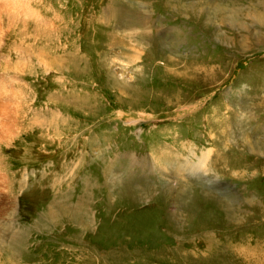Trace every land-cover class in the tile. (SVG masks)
<instances>
[{"label": "rangeland", "instance_id": "rangeland-1", "mask_svg": "<svg viewBox=\"0 0 264 264\" xmlns=\"http://www.w3.org/2000/svg\"><path fill=\"white\" fill-rule=\"evenodd\" d=\"M24 1L40 18L0 9V264H264V0Z\"/></svg>", "mask_w": 264, "mask_h": 264}, {"label": "bare ground", "instance_id": "bare-ground-1", "mask_svg": "<svg viewBox=\"0 0 264 264\" xmlns=\"http://www.w3.org/2000/svg\"><path fill=\"white\" fill-rule=\"evenodd\" d=\"M10 2L12 3V5H14V12L13 13H8L6 16H8L9 18L10 17H13V18H16V17H19L20 16V14L21 13H23L22 14V16H21V18L23 17L24 19H27V18H40V16H37L36 15V13H34V10H32L31 8V10L29 9V8H27V7H24V5H26V2L24 1V0H15V1H13V0H10ZM11 4H9V0H0V9H2V11L3 12H6L7 10V7H9ZM17 6V7H16ZM30 6V5H29ZM112 7V6H111ZM20 10V12H18L17 10L18 9ZM108 8L110 9V11H111V13H112V15H111V18L109 19V17L108 16H105V19L107 20V22L105 21V23H106V26H111V24H112V26L113 27H116V26H118V25H122V24H129L130 22H131V19L129 20L127 17H126V15H128V13H129V15H132L133 16V14H135L136 15V13H138V12H134L133 14H130V11H127L125 8H124V6L123 5H119V7L117 8V9H111L109 6H108ZM131 13H132V11H131ZM105 14V13H104ZM140 14V13H139ZM108 15H110V14H108ZM128 15V16H129ZM103 16H101V18H102ZM136 17H138V20L140 21L139 23H143V22H145V19H146V16L144 15V14H140L139 16H136ZM12 18V19H13ZM57 20V19H56ZM104 21V20H103ZM55 26V25H54ZM51 28V27H50ZM39 30L41 29V28H38ZM50 30V29H49ZM39 32V31H38ZM57 32V31H56ZM146 32V31H145ZM45 36V35H44ZM48 38V37H47ZM112 41V40H111ZM110 42V41H109ZM107 45V44H106ZM106 45H104L102 48H105L106 47ZM112 45V44H111ZM109 46V45H108ZM35 56L37 57V59L38 60H40V62H42L47 68H48V66H54V67H51V68H55L56 67V69L60 72V73H62V72H65V74H67L68 76H76L77 78H78V74H79V60L77 61L76 60V58H78V59H80L81 60V58H79L78 56H75V55H73V56H69V60H67L66 62H64V64H63V62L61 61V63H60V59L58 60V62H56V63H54V64H52V62L53 61H56V60H54V58H52V59H46V54H45V52H44V50L43 49H37L36 50V52H35ZM52 64V65H51ZM68 65H69V68H68V71H65L64 69H66L67 67H68ZM3 83H5V82H3ZM0 87H2V86H0ZM3 89V88H2ZM2 89H0L1 91H2ZM0 91V92H1ZM4 96H5V94H3ZM3 96V97H4ZM1 97V96H0ZM2 97V98H3ZM2 98H0V100L2 101ZM6 98V97H5ZM81 100V102L82 101H85L83 98H81L80 99ZM6 105H7V100H5V101H3V103L1 104L0 103V118H2V119H0V120H2V123H1V121H0V135H1V133H2V126H3V121L6 119V118H8L7 117V115H8V108L6 107ZM9 116H10V114H9ZM35 122L36 123H38L39 121L38 120H36L35 119ZM39 125V124H38ZM0 138H2V136H0ZM254 146H256V145H254ZM208 152V151H207ZM209 154H211V153H209ZM207 155V154H206ZM204 157H206V156H204V154H203V157H200L201 159H197L196 161H194L193 162V167H196V168H198L199 166H201L202 164H203V159H204ZM207 158V157H206ZM190 163H192V162H189L188 164H190ZM205 164H206V162H205ZM203 167V166H202Z\"/></svg>", "mask_w": 264, "mask_h": 264}]
</instances>
